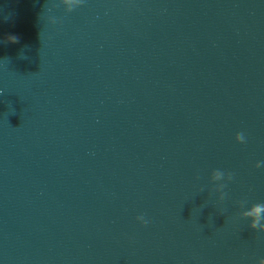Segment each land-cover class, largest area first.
I'll list each match as a JSON object with an SVG mask.
<instances>
[{
    "label": "water",
    "instance_id": "water-1",
    "mask_svg": "<svg viewBox=\"0 0 264 264\" xmlns=\"http://www.w3.org/2000/svg\"><path fill=\"white\" fill-rule=\"evenodd\" d=\"M66 7L0 0V264L264 260V0Z\"/></svg>",
    "mask_w": 264,
    "mask_h": 264
},
{
    "label": "clouds",
    "instance_id": "clouds-1",
    "mask_svg": "<svg viewBox=\"0 0 264 264\" xmlns=\"http://www.w3.org/2000/svg\"><path fill=\"white\" fill-rule=\"evenodd\" d=\"M61 3L67 6L65 8L67 11H71L73 8L80 6L81 0H61ZM234 141L237 144H244L246 142L245 134L243 132L237 133L234 137ZM217 178H219V176H217ZM257 209L259 211H257ZM242 218L250 221V229L264 234V205H256L253 209H248L247 212L243 214ZM136 219L141 225H146L148 223V220L143 215L138 216ZM258 264H264V260H260Z\"/></svg>",
    "mask_w": 264,
    "mask_h": 264
}]
</instances>
